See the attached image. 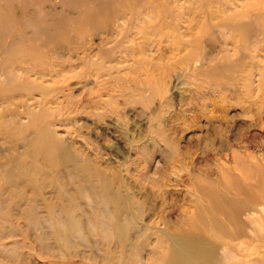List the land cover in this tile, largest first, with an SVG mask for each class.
<instances>
[{"label": "rangeland", "instance_id": "obj_1", "mask_svg": "<svg viewBox=\"0 0 264 264\" xmlns=\"http://www.w3.org/2000/svg\"><path fill=\"white\" fill-rule=\"evenodd\" d=\"M213 4L0 0V22L54 24L23 47H38L40 77L19 78L17 58L1 69L7 90L30 85L16 102L0 98V264H116L96 233L60 251L45 199L64 218L70 203L53 187L54 161L33 152L46 125L81 166L140 201L143 221L165 216L169 231L203 235L220 264H264V0ZM84 12L93 20L78 23ZM196 53L198 68L183 71ZM38 159L42 191L18 169ZM78 200L86 222L90 200Z\"/></svg>", "mask_w": 264, "mask_h": 264}, {"label": "bare ground", "instance_id": "obj_2", "mask_svg": "<svg viewBox=\"0 0 264 264\" xmlns=\"http://www.w3.org/2000/svg\"><path fill=\"white\" fill-rule=\"evenodd\" d=\"M207 1L208 5L214 6L215 4L213 3L220 0ZM82 15L85 16H83L78 23H84V21L86 23L93 20V15L91 14H86V12H84ZM3 22L5 24H3ZM236 24L237 23L233 22L232 26L237 27L238 25L236 26ZM53 25L46 26L39 23L27 24L25 21L18 22L16 19L12 20L10 23L7 20L0 22V27H2L0 28V74L4 67L10 70L9 64L17 58L20 67L19 71H21L18 74L19 78H26V76L28 79V76L40 77L41 75L37 69H35L36 65L33 64V62L36 63L41 61V53H39L38 47L35 49L33 46L32 48L34 51L24 49L23 47L28 41L34 45H38L37 35L44 30L50 31ZM29 28H32L34 33L33 36L30 37L27 36V30ZM2 57L3 60H1ZM6 57L7 59H5ZM204 57V55L196 53L187 58L185 61L186 68H184L183 71H191L192 63L196 65L197 62H202ZM194 68H198V65ZM180 73L181 72H179V74ZM31 74L34 75L32 76ZM179 74L177 73L176 79L181 77ZM10 77L12 76L10 75ZM38 77L34 79L37 81ZM9 79L10 81L15 80L13 77ZM36 81L34 82L36 83ZM26 82L27 81L14 85L12 86L14 88L8 90L7 87L10 85H0V98L4 99L5 103H10L11 100L16 102V99L21 98L23 92L29 88L28 86L30 84ZM25 95L31 96L30 94ZM41 103L42 101L40 100L39 104ZM20 104L21 103L17 106H20ZM63 140L64 138L61 137L58 132H55V130L53 131L46 125L38 132L37 140L34 141L33 144V152L36 155L46 158L45 160L54 161V164L50 163L51 170L54 172L53 187L57 191L60 190L61 196L70 203V208L66 209L68 217L64 218L58 210L59 205L45 199L46 207L49 210V214H51L55 238L60 245V251H62V249H70L71 246H73L74 240L77 238L86 241L87 239L83 235L86 233L85 231H87L89 234L96 233L100 236V240L108 247L107 253L112 260L111 262L116 264L222 263L224 259L219 254L217 245L203 235H193L192 233L181 234L180 231L171 232L169 229H166L165 216L159 217L160 219L156 220V222H153L152 219L143 221V219H141L144 217L143 205L129 194V188L123 185L127 190L125 192L129 194L127 196L123 193L124 190L122 188L117 189L113 186L112 181L107 175L105 176L102 173L100 168L81 166L79 156L69 149L67 150V148L63 146V143H65ZM59 161H61V164ZM42 162L43 161L39 160L38 164L32 165L23 162L22 166L18 168L21 172L23 182H25V184L29 183V185L41 191L42 182L41 176L39 175L45 171L43 170ZM65 179H68L75 185L73 192H68V190H66L65 186L67 184L63 183ZM167 192L169 191L161 190L162 194H167ZM20 194H22V192H20ZM80 198L87 199L86 203L90 200V217L86 222L77 215L79 211L76 203L79 202L78 199ZM174 211H176V209L171 211V213L173 214ZM0 213H3L1 203ZM168 214H170V212ZM214 222L215 220H211V225L214 224ZM153 239H156L155 243L152 242ZM146 249L151 253L152 257L154 256L149 259L150 261L144 260L143 258V251ZM72 260L73 259H70V263ZM224 263H227V261L225 262L224 260Z\"/></svg>", "mask_w": 264, "mask_h": 264}]
</instances>
